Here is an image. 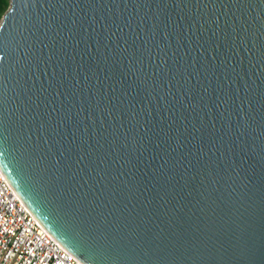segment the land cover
<instances>
[{
	"label": "water",
	"instance_id": "1",
	"mask_svg": "<svg viewBox=\"0 0 264 264\" xmlns=\"http://www.w3.org/2000/svg\"><path fill=\"white\" fill-rule=\"evenodd\" d=\"M0 170L83 264H264V0H10Z\"/></svg>",
	"mask_w": 264,
	"mask_h": 264
},
{
	"label": "built area",
	"instance_id": "2",
	"mask_svg": "<svg viewBox=\"0 0 264 264\" xmlns=\"http://www.w3.org/2000/svg\"><path fill=\"white\" fill-rule=\"evenodd\" d=\"M0 264H83L31 213L1 170Z\"/></svg>",
	"mask_w": 264,
	"mask_h": 264
},
{
	"label": "trees",
	"instance_id": "3",
	"mask_svg": "<svg viewBox=\"0 0 264 264\" xmlns=\"http://www.w3.org/2000/svg\"><path fill=\"white\" fill-rule=\"evenodd\" d=\"M10 5V0H0V21Z\"/></svg>",
	"mask_w": 264,
	"mask_h": 264
}]
</instances>
